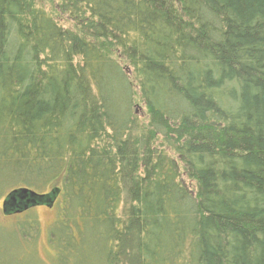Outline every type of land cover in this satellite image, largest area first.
I'll return each mask as SVG.
<instances>
[{
  "label": "trees",
  "instance_id": "16d2710c",
  "mask_svg": "<svg viewBox=\"0 0 264 264\" xmlns=\"http://www.w3.org/2000/svg\"><path fill=\"white\" fill-rule=\"evenodd\" d=\"M28 191L54 264H264V0H0V264Z\"/></svg>",
  "mask_w": 264,
  "mask_h": 264
},
{
  "label": "rangeland",
  "instance_id": "374dc122",
  "mask_svg": "<svg viewBox=\"0 0 264 264\" xmlns=\"http://www.w3.org/2000/svg\"><path fill=\"white\" fill-rule=\"evenodd\" d=\"M141 112V110H140ZM41 203L40 206L36 207L35 209H32L35 213V215L38 217L39 221H40V225H41V229H42V236L40 239V249H39V253H40V257L44 260V261H50L48 262V264H54L52 262L53 259V252L49 251L46 253L45 249L48 246V235H49V230L50 227L52 225V223L55 221L56 219V215H57V211L58 209L56 207H53L51 209H48L44 206H49V202L47 200H37V203ZM54 202H57V200H54ZM2 203L3 200L0 201V208H2ZM30 206H28L29 208ZM3 223L7 224L11 222L10 218H2ZM50 258H49V257Z\"/></svg>",
  "mask_w": 264,
  "mask_h": 264
},
{
  "label": "water",
  "instance_id": "95a60500",
  "mask_svg": "<svg viewBox=\"0 0 264 264\" xmlns=\"http://www.w3.org/2000/svg\"><path fill=\"white\" fill-rule=\"evenodd\" d=\"M26 193H28L29 195H31V198H33V199H34V198H35V196H36V194H35V193H33V192H31V193H29V192H26ZM38 200H39V199H38ZM33 201H34V200H33ZM34 205H41V203H39V202H38V203H37V202H35V203H34ZM34 205H33V206H34Z\"/></svg>",
  "mask_w": 264,
  "mask_h": 264
}]
</instances>
